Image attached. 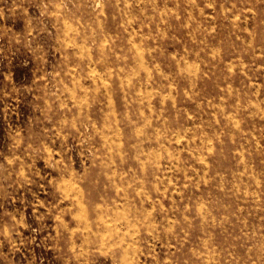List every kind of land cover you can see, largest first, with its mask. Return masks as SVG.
I'll list each match as a JSON object with an SVG mask.
<instances>
[{
    "label": "rangeland",
    "instance_id": "obj_1",
    "mask_svg": "<svg viewBox=\"0 0 264 264\" xmlns=\"http://www.w3.org/2000/svg\"><path fill=\"white\" fill-rule=\"evenodd\" d=\"M0 264H264V0H0Z\"/></svg>",
    "mask_w": 264,
    "mask_h": 264
},
{
    "label": "bare ground",
    "instance_id": "obj_2",
    "mask_svg": "<svg viewBox=\"0 0 264 264\" xmlns=\"http://www.w3.org/2000/svg\"><path fill=\"white\" fill-rule=\"evenodd\" d=\"M158 177V176H157Z\"/></svg>",
    "mask_w": 264,
    "mask_h": 264
}]
</instances>
